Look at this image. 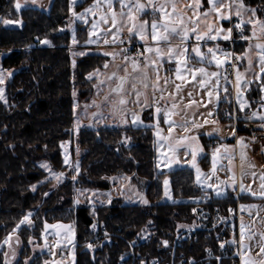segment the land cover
Here are the masks:
<instances>
[{
  "label": "trees",
  "instance_id": "16d2710c",
  "mask_svg": "<svg viewBox=\"0 0 264 264\" xmlns=\"http://www.w3.org/2000/svg\"><path fill=\"white\" fill-rule=\"evenodd\" d=\"M95 1L82 0L75 9L81 10ZM242 1L256 10V17L264 25V0ZM68 4L69 0H51L46 11L29 7L16 12L13 0H0L1 17L21 20L19 28L0 23V51L9 52L1 66L13 71L5 85V101L0 99V243L28 213L34 212L30 224L17 231L21 249L14 264L43 263L47 255L32 256L31 242L40 243L44 225L55 222H74L75 264H121L120 258L128 251L126 241L142 242L147 235L149 242L137 249V255L155 257L159 251L157 240L171 239L189 225L196 206L227 208L234 206L237 199L232 194L213 197L210 192L198 189L188 168L158 173L150 126L80 128L77 145L82 154L77 159L76 179L66 176L51 189L53 183L39 163L48 162L59 173L65 170L61 146L74 140L73 90L79 91V102L85 99L86 92L93 89L88 75L102 69L105 59L103 54L91 52L73 62L70 33L63 30L70 16ZM87 30L88 24H76V48L85 45ZM42 40H48L50 46L39 47ZM244 48L245 44L234 47L237 52ZM252 93L256 98V93ZM229 108L231 103H220L218 118ZM201 141L208 151L210 139ZM71 151L74 153V146ZM122 174L145 182L146 206L114 202L93 210L87 205L75 207L77 190H110L112 178ZM166 177L173 198L183 201L162 203ZM198 198L202 201H188ZM250 199L241 196L238 200ZM95 224L104 227L111 236L89 251L82 245L91 239ZM206 243L201 238L195 245L198 256ZM2 252L0 264H5Z\"/></svg>",
  "mask_w": 264,
  "mask_h": 264
},
{
  "label": "rangeland",
  "instance_id": "374dc122",
  "mask_svg": "<svg viewBox=\"0 0 264 264\" xmlns=\"http://www.w3.org/2000/svg\"><path fill=\"white\" fill-rule=\"evenodd\" d=\"M81 1L82 0H75V2H73V0H69L68 5L71 14L69 12L70 16L67 25L63 28V30L68 31L72 39H74L76 24H88L86 43L83 49L78 48L71 51L72 60L74 62L75 58L91 52L101 53L105 58L104 69H99L90 73L91 79H94L93 89L86 92V98L83 100L81 99L79 107L77 104V94L79 91L76 89L73 90L74 120L72 132L74 134V140L73 142H65L61 146L63 163L66 167L62 172L63 175L57 179V174L60 173L52 170L48 162L44 161L39 163L40 168L47 173V179L51 180L53 183L51 189L56 188L57 185L63 181L64 177L77 175V159L82 154V151L77 145L78 130L80 128L87 127L94 129L99 127L150 126L155 141L156 171L158 173L163 171L172 172L182 168L191 169L196 187H204L212 190L217 198H222L227 194L228 190L234 191L236 185V179L238 177L234 168L236 153L239 165L240 186L243 184L244 187H250L249 192L251 193H258L261 191V174L264 173V151L262 150H264V148L257 146L255 149L250 141L247 143V141L244 140L245 136H242L244 134L235 132L234 127L232 128L228 124L223 123L222 120H218L217 116L218 102L221 97L223 99L226 97L228 100L232 98V102L237 104L239 109H241L240 105L241 102H243L245 104L244 110L247 106H251L250 99H254L252 92H255L256 98L258 99V106H254H257L255 107L256 110L258 107L260 108L261 117H264V72L260 71L257 56L259 50L255 47L256 44L260 42L250 41L245 44L246 46L243 51H234L236 57H242L239 59L242 63L235 69V78L233 82L224 79L222 76V72L231 57V52L229 50L222 52L216 51V59L221 61L219 66H217L212 54L208 56L200 51L204 57L203 60H201V58L192 51L191 54L200 62V64L194 65L192 71L198 68H204L209 75L205 76L197 72L195 78H193L192 71L189 75H186L187 73L185 70L187 67H185L182 62H177L175 66L177 69L176 76L173 77L172 81L168 79L167 83L165 82L167 86L169 85L170 88L172 87L171 92L167 93V91L163 90L159 93L154 91L148 83L144 75V64H139L136 60L124 55V49L121 45L123 38L126 36L132 39V36L135 34L138 39L141 40V37L137 35L136 32L140 31L139 25L144 24V21L140 22L138 19L135 7H132L135 20H131L128 16V7H124L123 10L121 9V0H111V11L108 7V0H99L89 4L81 10H76L75 6ZM137 2L139 1L124 0V4L128 6H134ZM15 3L16 0H13V9L16 12H20L29 7L46 11L50 6L51 0H36L35 3H32V0H19L21 4L19 10L15 8ZM248 8L249 7L246 6L242 10ZM86 9L88 11H85ZM121 11H123V15H121ZM111 12L117 14L118 24L115 27H113L111 23ZM4 20L12 21V23L4 24ZM17 20H19L20 23H15ZM105 20H107V23H105ZM0 23L4 27H21L20 19L11 20L0 16ZM134 23L137 27L130 33L128 29L132 27ZM94 24L96 25L95 28H93ZM260 24V26H262L261 22ZM260 26H254L255 28L253 27L252 29V36L253 31L255 30L256 32V36L253 37L255 39H260L264 36L261 31L259 32ZM117 28L120 30L117 31ZM89 40L93 42L88 43ZM42 41H47V43H42ZM42 41L38 43L39 47L50 46L48 40ZM105 41H107V43H105ZM260 44H264V42ZM8 53L9 52L0 51V76H2L4 81L0 84V88L3 89V97L5 85L10 74L13 72L3 69L1 66L2 59ZM105 53H108V55H105ZM226 53L230 55H225ZM125 57H127V59H125ZM248 59L252 60L251 66L248 64ZM134 62L136 65L135 68L133 66ZM105 65H107V67H105ZM237 71L243 74L240 81L239 94L236 78ZM213 72L218 73V76H211L210 74ZM113 73H115L114 76ZM178 75L183 77V79H178ZM109 77H111V79H109ZM120 78H123L121 91L119 93L113 92L112 89L120 84ZM201 80L206 81L203 87L200 84ZM133 85L135 87H133ZM176 85H180L179 90L176 89ZM209 91L212 93L211 96L208 95ZM137 92L140 93L139 97L136 95ZM162 93H165L166 98H168L167 102L171 100L169 104L165 105V102H163L162 105L160 104L159 98L163 95ZM105 96L108 97V102H105ZM151 97L152 99L148 104ZM87 98L88 102L91 98L90 105H83L86 103L85 101ZM121 98L126 100L124 105L119 104ZM1 101H5V97L1 99ZM93 101H95V104ZM190 101H194L195 103H190ZM174 104L176 105L175 107H173ZM97 105H99V107H97ZM157 109H159V111H157ZM146 113H149L148 115L151 116L149 120L146 119ZM162 115L166 117V120L175 122V124L172 125L171 133H169L170 124L161 122L160 117ZM257 115L255 117L253 116L252 119L258 120L256 119ZM134 117H138V119L134 120ZM195 125H199V127ZM185 127L189 129L188 132L184 131ZM245 135L247 138L251 139L246 133ZM184 136H195L197 139L195 141H181V138ZM162 137H170V139L165 140L162 139ZM202 138H216L220 142L216 143V146L212 147L211 150L206 151L202 145ZM233 139H235L234 142H232ZM238 140L242 141L241 145L237 144ZM177 141H181V143L177 144ZM225 141H231V143ZM73 146L74 153L71 151ZM224 146H227V151H225ZM194 149H202V151L197 150L195 160L193 161L192 151ZM217 149H219L218 153L216 152ZM242 152L246 155V161L243 166L240 159ZM214 153L216 155V167L213 171ZM65 156L68 157V163H65ZM203 157H205V159L201 160ZM248 163L254 164L255 167L249 168ZM197 169H199V176ZM229 169H231V171H229ZM253 172L256 173L255 176L252 175ZM166 180L168 182L167 185L165 184ZM112 181H114V183L110 190H77L74 199L75 207L87 205L93 210L96 206L110 205L114 202H122L130 205H147V203H143V201L146 200L144 195V181L134 179L132 176L125 174L112 178ZM162 185V203L183 201L173 198L168 177L163 180ZM209 185H213V187H209ZM201 199L202 198H198L188 201L197 202L202 201ZM250 205H255L256 207L249 208L248 206ZM239 210L245 219V221L241 223L244 225L243 240H241L240 232L242 264H244L245 260H252L255 264H261V261H264V254H260V247L264 244V240L261 239V234H264V200L248 203L239 202ZM33 213L34 212L28 213L26 215L28 220L24 221V223H20L19 227L6 237L5 240L8 241L7 243H5V240L0 243V253L3 251L5 264H14L16 262L21 249L17 231L22 225L30 224L29 219ZM46 225L48 227H46ZM75 244L74 222L46 223L42 230L41 242H31L32 256L46 254L47 258L42 264H46V262L47 264H75ZM59 249L68 250V254L64 255L62 258H57L56 254Z\"/></svg>",
  "mask_w": 264,
  "mask_h": 264
},
{
  "label": "built area",
  "instance_id": "2783aa9c",
  "mask_svg": "<svg viewBox=\"0 0 264 264\" xmlns=\"http://www.w3.org/2000/svg\"><path fill=\"white\" fill-rule=\"evenodd\" d=\"M241 27L237 28L236 25ZM232 37L228 44L231 57L222 72L224 79L233 82L235 69L241 61L234 54V47L238 44H247L251 40L242 37H250L245 25L240 21L232 22ZM124 55L144 64L145 54L143 45L134 42L127 36L123 38ZM256 108L238 110L231 106L222 112L221 120L230 122L236 132L246 133L253 141H264V121L252 119ZM216 144L215 140L210 141ZM243 222L239 210L238 200L234 206L223 207L220 205L205 207L198 205L194 209L192 222L181 228L171 239L159 238L157 240L158 255L148 258L137 255V249L149 242V236L144 241L133 240L127 242V253L120 258L121 264H242L240 248L241 223ZM110 233L104 227L97 224L92 226L91 239L82 246L89 251H94L98 245L110 239ZM204 239L206 246L201 248L199 256L194 252L195 245ZM77 246V244H75ZM68 254V250H58L56 257L62 258ZM198 256V257H197Z\"/></svg>",
  "mask_w": 264,
  "mask_h": 264
},
{
  "label": "crops",
  "instance_id": "0c3cea01",
  "mask_svg": "<svg viewBox=\"0 0 264 264\" xmlns=\"http://www.w3.org/2000/svg\"><path fill=\"white\" fill-rule=\"evenodd\" d=\"M97 1H99V0H97ZM97 1H95V2H97ZM136 1H139L141 4L145 5L144 10L142 12L137 13L138 19L140 20V22L144 21V24H145V27H144L145 38L140 40L134 34V36H132L131 40L143 45L144 54H145L144 75L146 76L147 81L150 84L151 88L154 91L159 92V93L162 92L163 90L167 91V93L171 92L172 87L170 88L169 85L167 86L165 82L168 81V79H170V81H172L173 77L176 76L177 69L175 66H176L177 62H182L183 65H185V67H187L185 70L187 73L186 75L190 74V72H191L190 70H193L194 65L200 64V62L197 61L196 58L191 54V52L193 51V48L199 47V50L203 54H206L208 56L211 55V53L208 51L210 48L214 49L215 51H218V52L229 50L228 44H229L231 37H232V25L231 24L235 20L240 21L241 23H243L245 25L246 29L248 30V32L250 34V37H252V39H251L252 42H260V43L264 42V38H263L264 36L260 39H255L252 36L253 27L257 26V25L258 26L261 25L260 24L261 21L256 17V15H253V13L251 11L242 10V9H239V11L241 12V15L240 16L236 15V11L238 9V5H239L240 0H235V2H234V0H221V2L224 3L225 5H231L230 8L225 7V8L221 9V12L224 14L225 17H227V18H221V19H217L218 14L215 11H210L211 6L208 4V0H199V3H197V0H151V3H150V0H136ZM173 3L176 5L175 11H173V8H172ZM242 3L244 5H246L243 1H242ZM246 6L249 7L248 5H246ZM117 7H119V6H117ZM160 8H163V10H164L163 13L161 11H159ZM248 9H253V8L249 7ZM69 12H70V7H69ZM205 13H208V15L205 16L204 15ZM70 14H71V12H70ZM162 16H163V19H162ZM180 20L183 21V24L178 23V21H180ZM153 21H155L158 24L160 32H163V26L164 25H168L169 27L175 26L180 33H182L185 28L189 29L187 39H185L183 41V44H181V35L172 34V35H170L169 41H154V40H152V23H153ZM209 24H211L213 26L211 35L216 36V39H210L208 35H205L204 39L197 40V33H207ZM260 27H258V28H260ZM216 28L222 29V32L220 34H217L215 31ZM191 29H196V32L191 31ZM229 29H231L230 34L228 32ZM260 31H261V28L259 29V32ZM262 33L264 35V32H262ZM225 35L229 36V38L227 40L224 39ZM70 39H71L70 50L72 51L74 49H78V48H76V42L75 43L73 42L75 38L72 39V37L70 35ZM169 44L172 46L173 52H174V54L171 57H169V55L167 54ZM121 45L123 46V42L121 43ZM83 47L84 46L79 47V49H83ZM157 47H159L161 49V53H162L159 56L157 55V53L155 51H153V52H146L145 51L146 48L155 49ZM185 49H186L185 55L183 57H181L180 52L182 50H185ZM123 52H124V50H123ZM153 61H155V63H153ZM184 61H187V62L185 63ZM145 65H147V67H145ZM103 69H104V66L101 70H103ZM157 76H159V79H157ZM90 80H92L94 82V79H90ZM162 94L163 95L160 96V98H159L160 104L162 105L163 102L166 103L165 105L169 104V102H171V100H168V102H167L168 98H166L165 93H162ZM77 95H78L77 96L78 97L77 98V104L79 107L80 102L78 100L80 97V93H78ZM167 96H168V94H167ZM230 98H231V96H230ZM151 99H152V97L149 99L148 104L150 103ZM224 101L231 103V106H233V107H235L241 111V109H239L237 104H234L232 102L233 101L232 98H231V100H228L226 97L224 99L221 97L219 99L218 106L220 103H222ZM257 101H258L257 98L250 99V105L251 106L250 107L247 106L245 109L257 107L258 106ZM90 102H91V98L89 99V102L88 101L86 103L83 102L84 104L83 103L82 104L83 105H90ZM254 105H257V106H254ZM257 113H258V115H257L256 119H258V121H264V119H261V112H260L259 107L256 110V114ZM149 118H151L150 115H149ZM160 120H161V122L165 123L166 117L164 115H162L160 117ZM218 120H221V119L218 118ZM223 123L228 124L232 128L234 127L230 122H224L223 121ZM234 131L236 132L235 128H234ZM237 133L244 134V135H242V136H245L244 140L247 141V143H248V141H250L251 144L255 147V149L257 148V146H261L262 148H264V141H262V142L253 141V140L247 138V136L245 135L244 132L239 131ZM212 140H215L216 143L220 142L216 138H211L210 141H212ZM234 141H235V139H233L232 142H234ZM225 142L231 143V141H225ZM209 146H210L209 150H211V148L216 146V144H214V145L209 144ZM237 160H238V157L236 158V153H235L234 168H235V171H236V174L238 175V177L236 179V185H235L234 191L228 190L227 194L225 196H227L228 194H232L236 197L237 200L241 196H247V197L251 198L250 201H245L247 203L253 202V201L264 200V198L260 197L259 195H255V196L252 195V193L249 192V190H248L249 187L248 188L244 187L243 193H242V189H241L240 184H239V165H238ZM112 182L114 183V181H112ZM198 189L203 190V191H208L211 193V195L213 197H216L212 190L206 189L204 187H199ZM225 196H223V197H225ZM238 203H239V200H238ZM241 215H242V213H241ZM242 219H243V221H245V219L243 218V215H242Z\"/></svg>",
  "mask_w": 264,
  "mask_h": 264
},
{
  "label": "snow or ice",
  "instance_id": "6c2138e0",
  "mask_svg": "<svg viewBox=\"0 0 264 264\" xmlns=\"http://www.w3.org/2000/svg\"><path fill=\"white\" fill-rule=\"evenodd\" d=\"M35 2H36V0H32V3H35ZM73 2H75V0H73ZM234 2H235V0H234ZM150 3H151V0H150ZM197 3H199V0H197ZM208 4L211 6L210 11H215L218 14L217 15V19L227 18L221 12V9L222 8H225V7H229L230 8L231 5H225L224 3L221 2V0H208ZM14 6H15V8L17 10L20 9L21 4L19 3V0H16V3H15ZM108 7H109V10L111 11V8H112L111 0H108ZM124 7H128V16H129V19L135 20V16L132 13V7H135L136 12L139 13V12H142L144 10L145 5L140 4L139 2H137L134 6H128V5H125L124 4V0H121V9L123 10ZM245 7L246 6L242 3V0H240L239 5H238V9L236 11V15L237 16H240L241 15V12L239 11V9H244ZM172 8H173V11H175L176 5L174 3L172 4ZM246 10L251 11L253 13V15H255V12H256L255 9H246ZM85 11H88V10L86 9ZM159 11H161L163 13L164 10H163V8H160ZM74 15H75V13H74ZM121 15H123V11H121ZM204 15L207 16L208 13H205ZM111 16H112L111 23H112L113 27H115L118 24L117 14L115 12H111ZM162 19H163V16H162ZM3 23L4 24H9V23H12V21L4 20ZM15 23H20V21L17 20V21H15ZM105 23H107V20H105ZM178 23L183 24V21L180 20V21H178ZM95 27H96V25L94 24L93 25V28H95ZM136 27H137V25L134 23L132 25V27H130L128 29V31L130 33H132L133 30L136 29ZM144 27H145V24H140L139 25L140 31H137L136 32V34L139 35L141 37V39H144L145 38V35H144V32H143ZM236 27L237 28H240L241 25L240 24H237ZM212 29H213V26L211 24H209L208 25V32L207 33H197V40L204 39L205 35H208L210 39H216V36H212L211 35ZM119 30L120 29L117 28V31H119ZM188 31H189V29L185 28L183 30V32L180 33L175 26L169 27L168 25H164L163 26V32H160L159 31L158 24L155 21H153V23H152V40H154V41H169L170 35H172V34H178V35H181V44H183V41L185 39H187ZM191 31L196 32V29H191ZM215 31H216L217 34H220L222 32V29L216 28ZM261 31L264 32V25L261 26ZM228 32L230 34L231 33V29H229ZM255 36H256V32L254 30L253 31V37H255ZM228 38H229L228 35H225L224 36V39L227 40ZM242 38L243 39H248V40H251L252 39V37H242ZM73 42L74 43L76 42L75 39H74ZM92 42L93 41H91V40L88 41V43H92ZM42 43H47V41H42ZM105 43H107V41H105ZM250 47H251V45H250ZM255 47L259 50L257 52V56H258V60H259L260 71L261 72H264V44L257 43ZM145 51L146 52H153V51H155L158 56L162 54L161 53V49L159 47H157L155 49H153V48H146ZM185 51H186V49L185 50H182L180 52V56L181 57H183L185 55ZM208 51L212 54V57H213V59H215V62L217 64V66H219L220 63H221V61L219 59H216V51L214 49H211V48ZM193 52H195L196 55L198 57H200L201 60H203L204 57H203V54L200 52L199 47L193 48ZM167 54L169 55V57H171L174 54L173 48H172V46L170 44H169V47H168V50H167ZM105 55H108V53H105ZM225 55H230V54H227L226 53ZM241 58L242 57H237V59H241ZM125 59H127V57H125ZM184 62L186 63L187 61H184ZM153 63H155V61H153ZM248 64H249V66L252 65V60L251 59H248ZM133 66L135 68V66H136L135 65V62L133 64ZM105 67H107V65H105ZM145 67H147V65H145ZM190 71H192V70H190ZM197 72H199V73H201L202 75H205V76H208L209 75L205 71L204 68H198V69H195L194 71H192L193 78H195V74ZM114 75H115V73H113V76ZM210 75L213 76V77H215V76H218V73L213 72ZM242 76H243V74L240 73L239 71H237L236 78H237L238 94H239V87H240V81L242 79ZM177 78L178 79H183V77H181L179 75H178ZM89 79H91V74L89 75ZM109 79H111V77H109ZM157 79H159V76H157ZM120 81H121L120 84H118L116 88H113L112 89L113 92L119 93L121 91V86L123 84V78H120ZM3 82H4L3 81V78H2V76H0V84H2ZM166 83H167V81H166ZM205 83H206V81H204V80H201L200 81V84H201L202 87H203V85ZM133 87H135V86L133 85ZM176 89L179 90L180 89V85H176ZM225 91H226V89H225ZM136 95H137V97H139L140 93L137 92ZM189 95H191V94H189ZM208 95L209 96L212 95L211 91L208 92ZM3 98H4L3 97V89L0 88V99H3ZM104 100H105V102H108V97L105 96ZM93 103L95 104V101H93ZM125 103H126V100L125 99L121 98L119 100V104L120 105H124ZM190 103H195V102L194 101H190ZM175 106L176 105L174 104L173 107H175ZM97 107H99V105H97ZM240 107H241V110H243V108L245 107V104L243 102H241ZM157 111H159V109H157ZM166 115H167V113H166ZM252 115L253 116H256L257 114L256 113H253ZM135 119H138V117H134V120ZM261 119H264V117H261ZM165 122L170 124L169 133H171V131H172V125H174L175 122L174 121H168V120H166ZM195 126L196 127H199V125H195ZM261 127H264V125H261ZM184 131L185 132H188L189 129L187 127H185L184 128ZM162 139L168 140V139H170V137H162ZM196 139L197 138L195 136H192V137L184 136V137L181 138V141L182 140H192V141H195ZM181 141H177V144H180ZM237 144L238 145H241L242 144V141L238 140L237 141ZM224 147H225V151H227V146H224ZM197 150L202 151V149H194L192 151L193 161L195 160ZM262 151H264V150H262ZM216 152L218 153L219 152V149H217ZM240 159H241V164L243 166V164L246 161V155L243 152L241 153ZM230 162H231V160H230ZM65 163H68V157L67 156H65ZM193 166L195 167V164L194 163H193ZM215 167H216V155L214 153V155H213V171L215 170ZM248 167L249 168H254L255 165L254 164H251V163H248ZM76 171L79 172V167L78 166H77ZM229 171H231V169H229ZM197 172H198V176H199V169H197ZM62 175H63V173L57 174V179H59V177L62 176ZM252 175L255 176L256 173L253 172ZM75 179H76V177L73 176V180H75ZM261 181H262V183L260 185L261 191H259L258 193L257 192H253L252 195H254V196L255 195H259L261 197H264V173L261 174ZM167 183L168 182L166 180L165 181V184L167 185ZM209 187H213V185H209ZM240 187H241L242 190L244 189V185L243 184H241ZM33 188H34V186H33ZM248 190L250 191V187H249ZM217 191H219V190H217ZM45 195H47V193ZM166 195H167V192H166ZM143 203H147V200H144ZM248 207L251 208V207H256V206L255 205H250ZM242 208H243V206H242ZM27 220H28V217L25 216L24 219L21 221V223H24V221H27ZM17 227H19V225H17ZM46 227H48V226L46 225ZM243 239H244V225L241 224V240H243ZM261 239L264 240V234H261ZM7 242L8 241L5 240V243H7ZM260 254H264V244H262L261 247H260ZM46 264H47V262H46ZM244 264H255V262L252 261V260H245L244 261ZM261 264H264V261H261Z\"/></svg>",
  "mask_w": 264,
  "mask_h": 264
}]
</instances>
